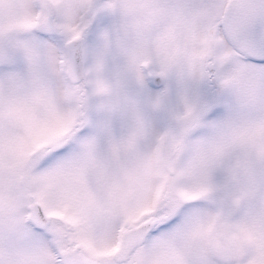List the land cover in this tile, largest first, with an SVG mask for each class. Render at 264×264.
Wrapping results in <instances>:
<instances>
[{
	"label": "snow or ice",
	"instance_id": "1",
	"mask_svg": "<svg viewBox=\"0 0 264 264\" xmlns=\"http://www.w3.org/2000/svg\"><path fill=\"white\" fill-rule=\"evenodd\" d=\"M0 264H264V0H0Z\"/></svg>",
	"mask_w": 264,
	"mask_h": 264
}]
</instances>
